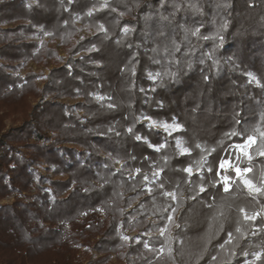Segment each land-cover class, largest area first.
I'll list each match as a JSON object with an SVG mask.
<instances>
[{
	"label": "trees",
	"instance_id": "1",
	"mask_svg": "<svg viewBox=\"0 0 264 264\" xmlns=\"http://www.w3.org/2000/svg\"><path fill=\"white\" fill-rule=\"evenodd\" d=\"M181 24L200 36L185 41ZM160 28L167 41L154 35ZM173 39L181 50L169 66L163 47ZM30 62L48 73L21 74ZM169 69L180 83L148 78ZM141 114L175 117L181 129L169 136ZM133 123L147 143L127 133ZM231 131L255 135L248 176L260 186L264 0H0V264H264V197L254 201L239 180L227 193L211 183L221 159L235 156L230 145L247 138ZM212 148L197 173L202 149ZM201 174L206 190L196 195ZM240 207L262 214L244 220Z\"/></svg>",
	"mask_w": 264,
	"mask_h": 264
},
{
	"label": "snow or ice",
	"instance_id": "2",
	"mask_svg": "<svg viewBox=\"0 0 264 264\" xmlns=\"http://www.w3.org/2000/svg\"><path fill=\"white\" fill-rule=\"evenodd\" d=\"M105 5H102V7H104ZM164 6V0H161V7ZM29 7H31V5H29ZM177 8H179V5H176ZM116 9H112V11H115ZM91 11H89L88 15H91ZM121 15H123V13H121ZM174 15V14H173ZM145 21L151 19V17H144ZM160 20L161 21H165V20H168V17L167 16H163L161 15L160 17ZM181 28H184L185 30V36H184V40L187 41L188 40V33L190 32L191 33V36H194V37H199L200 36V28L199 27H196L194 29H187L184 27L183 24L179 25ZM227 22L225 21L224 24L221 25V30L223 29H226L227 28ZM146 28H147V24H146ZM99 30H104V26L101 24L100 25V29ZM133 31V29L125 26L123 28V32L125 35H130L131 32ZM155 36H158V37H161L163 38L164 41H167L168 40V37L165 35V32L162 28L158 29L155 33H154ZM144 36H145V41L147 42V39H148V32L146 31L144 33ZM204 40H208L210 39V37L208 36H202L200 37ZM219 40H220V44L218 45L219 46H222L223 45V36H220L219 37ZM117 43H120V41H117ZM129 47H131V45H129ZM137 47L139 48L140 45H137ZM93 49H89V51H92ZM181 49H180V44H177L176 41L173 39L171 40V43L170 45L168 43H164V47H163V51H164V54H165V57L168 58L167 62H168V65H172V64H178L179 61H176L174 59H172L174 56H175V53L176 52H179ZM151 51L154 53V54H159V51H160V48L159 46L156 47V48H153L151 49ZM187 54V53H185ZM133 59L136 58V54L133 53V56H132ZM209 59H211V54H209L208 56ZM152 59V62L154 64H161V60L160 59H156V58H150ZM131 63V61H129ZM200 63H204L203 60L200 61ZM213 63L215 64L216 61H213ZM161 67H164V65L161 64ZM187 68L189 70H191L193 68V64L191 61H189L187 63ZM133 75L135 74V65H133L132 69H131ZM187 73H184V75H186ZM148 75V78L152 81H157L159 80L160 83L158 85V87H165V84H164V80L165 78L168 79V81L170 83H173V84H178L180 83V80H181V75H180V72L179 70L178 71H171L170 69L169 70H165V71H157V72H151L149 71L147 73ZM251 75V74H249ZM209 78L207 75H203V80L207 81ZM252 80H256V78L254 76H252ZM257 84L259 83V81H256ZM155 88H152L151 91L155 92ZM141 92L145 91L144 89H140ZM98 100H104L105 97H102V96H99L97 97ZM158 106L162 107V102H158ZM114 105L112 104H109L108 105V108L111 109L113 108ZM239 115V114H237ZM144 119V120H147L148 121V124L146 125V127L148 128H153V127H156V128H163L165 132L168 133L169 136L172 135L173 132L175 131H178L181 129V125L178 124L176 122V118L173 117L172 118V123L171 124H168V123H165L164 121H157V120H154L152 119L151 117L147 116V115H144V114H141V116L137 117L136 120L139 121L140 119ZM237 124L241 123L240 120H237L236 121ZM134 128H135V123H133L132 126L128 127L127 128V133L129 134H134V139L136 141H141L142 139L147 143V139L142 137L140 134H136L134 133ZM109 132L113 131L112 128H109L108 130ZM116 135H120L119 132L116 133ZM247 136V138L244 140L243 143H239V144H232L230 145V148L233 150V152L235 153V161L239 162L242 158V155L243 156H246L247 159L251 160L252 157L251 155H249V153L246 151L247 149H249L251 147V145L255 144L256 143V138H255V135H247L246 132H236V131H231V132H228V133H225V136L228 137V138H231V137H234V136H240V137H244V136ZM260 137L262 138V140H264V131L260 132ZM149 147L150 148H155L156 151H159L161 148H164L165 147V144H161V145H158V146H154V145H151L149 144ZM176 147L180 150L179 151V154L180 155H183V154H188L189 153V149L187 147H183L182 146V142L177 139L176 140ZM197 148H201L202 146L200 144H197L196 145ZM203 152H205L206 154L205 155H201L200 157V160L197 161V167H196V172L197 173H201V170L205 167V165L207 164V156L208 155H211V153L213 151H215L214 148L212 149H202ZM260 155L264 156V151L260 152L259 153ZM167 159V158H165ZM116 163H120L119 160L116 161ZM105 167H107V165H105ZM229 169H232L234 172H235V176H230L228 175V170ZM137 172L140 171V169H136ZM160 171L162 170H157L156 172L153 173V175L155 177H158L159 174H160ZM183 171L187 172L189 174V176L192 175V172H193V169L191 166L189 167H186L183 169ZM207 171L208 172H212V167L211 166H208L207 167ZM221 171H223V175H221ZM252 171V169L250 167H245V168H241L239 166V163H234L233 162V159L232 157L230 156L229 159H221L220 163H219V167L215 173V175L217 177H219L218 180H215L212 183V186L215 187L217 184H220L222 183L223 184V191L225 193L229 192L230 188L232 187L233 184L236 183L237 180H239L240 184H242L248 191V194L250 196L253 197V200L255 201L258 197H264V183H261L260 186H257L256 184L253 183V181L251 179H248L246 178V174L247 173H250ZM145 179L147 180V176H145ZM200 184L198 185V192L196 193V195H199V193H203L205 192V184H204V176L201 174L200 177ZM161 188H163V184L160 185ZM152 190L149 189V192H151ZM164 196H170L174 201L177 199L176 197V193L174 192H164L163 193ZM192 198H195L194 196ZM166 210V209H165ZM239 212L240 213H244V220H255L257 218L258 215H261L262 213L261 212H253V213H245V209L243 207H240L239 209ZM173 212L176 211V208H173L172 209ZM168 221L169 222H172L173 221V217L172 215L170 214L168 217H167ZM178 227V225H177ZM165 231L166 229H161L160 230V235L163 236L165 235ZM236 231L237 232H240V228L237 227L236 228ZM228 237L229 239L226 241V243H231V240H232V233L229 232L228 233ZM123 239L127 240L129 239L128 237H123ZM147 247V245H145ZM220 247L223 249L224 248V244H221ZM161 251H163V249H161ZM242 255H245L247 256L248 253L247 252H243L241 253ZM233 256L236 255L235 252L232 253ZM254 256H255V259L256 260H260L261 259V253H254ZM213 261H215L217 258L216 256H212L211 258ZM252 264H255V262L253 261Z\"/></svg>",
	"mask_w": 264,
	"mask_h": 264
},
{
	"label": "built area",
	"instance_id": "3",
	"mask_svg": "<svg viewBox=\"0 0 264 264\" xmlns=\"http://www.w3.org/2000/svg\"><path fill=\"white\" fill-rule=\"evenodd\" d=\"M244 142V141H243ZM243 142H240V143H243ZM239 144V143H238ZM255 144H253V145H251V147L249 148V149H247L246 151L249 153V155H251V148L254 146ZM244 158H246V166H244V167H241V162H242V159H244ZM226 159H229V157H227ZM233 159V162L234 163H239V166L241 167V168H245V167H250L251 169H252V171L254 170V168H255V164L256 163H254L253 162V160L251 159V160H249V159H247V157L246 156H243L242 155V158H241V160L239 161V162H237V161H235V156L232 158ZM251 171V172H252ZM250 172V173H251ZM224 173H223V171H221V175H223ZM228 175H230V176H235V172L232 170V169H229L228 170ZM249 173H247L246 174V178H248V179H251L249 176ZM252 180V179H251ZM253 181V180H252ZM253 183L254 184H256L254 181H253ZM257 185V184H256ZM246 191H247V189H246ZM248 192V191H247Z\"/></svg>",
	"mask_w": 264,
	"mask_h": 264
},
{
	"label": "rangeland",
	"instance_id": "4",
	"mask_svg": "<svg viewBox=\"0 0 264 264\" xmlns=\"http://www.w3.org/2000/svg\"><path fill=\"white\" fill-rule=\"evenodd\" d=\"M46 39H48V38H46ZM39 41H41V39H39ZM61 55H63L64 57H66V54H65V52H64L63 50H61ZM41 69H44L45 74H47L48 71H49V68L39 67V66H37L36 64H34L33 62H30L29 65H28L26 68H22V69H20V73L24 75V74H25L26 72H28V71H31V70H33V71H39V70H41ZM39 83L42 85V79L39 80ZM72 102H73V101H72ZM143 121H147V120H144V119H143ZM7 122L9 123L10 120L8 119ZM119 165H120V164H118V166H119ZM12 199H13V198L11 197V198H9V199H5L3 202L12 201Z\"/></svg>",
	"mask_w": 264,
	"mask_h": 264
}]
</instances>
